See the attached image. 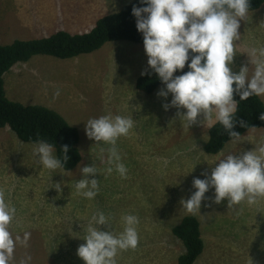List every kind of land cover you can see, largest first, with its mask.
I'll use <instances>...</instances> for the list:
<instances>
[{"label":"rangeland","instance_id":"obj_1","mask_svg":"<svg viewBox=\"0 0 264 264\" xmlns=\"http://www.w3.org/2000/svg\"><path fill=\"white\" fill-rule=\"evenodd\" d=\"M132 1L0 0V43L48 36L58 30L87 32L100 17ZM261 21L264 4L240 22L233 71L245 65L251 74L247 54L264 46ZM145 66L142 43L113 41L69 59L36 55L4 75L9 99L53 108L78 129L79 164H94L99 184L93 199L77 195L73 184L80 179L78 167L56 172L44 169L32 155V143L21 142L9 128H0V191L16 208L9 230L13 236L30 233L27 246L17 244L9 264H19L25 256H31L30 264H84L76 249L84 243L83 229L98 211L111 217L114 234L123 229V215L138 217V245L118 252L116 264H176L184 247L171 228L184 215L199 219L205 240V250L195 264H264V198L252 206L242 202L228 208L226 200L211 202L210 189L205 193L209 199L202 201L201 214H190L179 203L195 191L193 178L203 179V172L210 174L213 162L221 155L248 151L264 142V128L250 129L239 142H228L218 155L207 154L203 149L207 121L188 127L176 115L177 109L165 111L162 104L171 95L167 99L156 95L164 85L149 94L137 90L135 83L148 68ZM57 89L60 94L54 97ZM106 114L134 120L129 134L117 140L127 168L125 178L114 170L106 171L108 146L88 139L84 132L89 118ZM61 181L65 183L58 195L51 187ZM100 228L110 230V226Z\"/></svg>","mask_w":264,"mask_h":264},{"label":"clouds","instance_id":"obj_2","mask_svg":"<svg viewBox=\"0 0 264 264\" xmlns=\"http://www.w3.org/2000/svg\"><path fill=\"white\" fill-rule=\"evenodd\" d=\"M250 3L251 0H138L141 6L133 5L131 9L135 27L142 35L147 57L145 67L150 68L161 85H164L156 95L165 99L171 95V99L162 104L163 109H177L176 115L188 127L207 121L209 131L216 122L233 142H239L241 138V134L233 130L238 122L234 93L239 96L240 101L251 96L264 97V46L253 48L247 54L252 66L251 74L249 67L245 65H241L238 71L232 70L234 42L241 37L238 29L240 22L248 19ZM260 24L264 26V21ZM186 62L188 70L182 71ZM177 72L180 74L174 75ZM145 74V71L141 72L142 76ZM59 94L60 90L57 89L53 95L55 97ZM181 109L184 111L181 112ZM201 116L203 120L198 121ZM258 119L264 121V111L260 112ZM239 124L247 129L257 128L247 125L243 120H239ZM133 127L134 120L131 117L119 114L89 118L84 123L88 139L108 146L106 171L112 173L114 170L121 178L126 177L127 168L118 151L117 140L127 136ZM32 144V155L44 169L53 172L63 170L70 159L67 145L60 147L61 155L57 156L54 146L44 139L37 138ZM101 151L104 152L105 149L102 148ZM101 162H105L103 158ZM213 164L215 166L211 167L210 174H201L203 179L193 178L191 187L195 191L187 199L181 198L180 206L186 212L201 214L202 201L209 199L205 193L210 189L211 202L220 204L226 200L228 208L242 202L252 206L264 198V142L248 151L223 154ZM77 167L80 179L74 181L75 192L91 200L99 191L98 179L95 178L97 168L92 163L82 167L77 164ZM64 183H53L51 188L59 195ZM15 215V206L7 202L0 191V264H9L17 244L26 247L30 237L28 232H24L23 236H13L10 232L9 225ZM121 219L123 229L114 234L109 215L98 211L91 216L83 229L81 239L84 243L76 249V255L84 264H116L118 252L137 247L138 217L125 214ZM102 225L106 228L110 226V230H101ZM172 229L173 227L171 233ZM174 238L177 239L175 236ZM177 240L181 242L180 239ZM181 244L184 247L182 242ZM30 261L31 256H25L19 264H30Z\"/></svg>","mask_w":264,"mask_h":264},{"label":"trees","instance_id":"obj_3","mask_svg":"<svg viewBox=\"0 0 264 264\" xmlns=\"http://www.w3.org/2000/svg\"><path fill=\"white\" fill-rule=\"evenodd\" d=\"M264 0H251L250 11L260 9ZM133 5L141 6L138 0L121 9L100 17L93 28L87 32L71 33L58 30L48 36L32 38L29 40L15 39L11 43H0V128L8 127L16 137L26 143H33L37 138L51 143L57 156L61 155L60 147L69 148V161L64 165L65 171L76 169L82 160L79 149L80 134L76 127L56 110L43 104H23L11 100L6 95L4 75L15 64L27 62L36 55H49L60 59H69L81 54H88L99 50L107 42L130 41L142 43V35L135 27V18L131 14ZM187 62L182 71H187ZM147 74L140 75L136 82L138 90L152 93L162 83L150 68ZM180 72L174 73L179 75ZM237 101V123L234 131L245 134L252 128L241 127L239 120L249 126L264 128V121L258 119L260 112L264 111V101L261 97L251 96ZM208 139L204 144V151L210 155L219 154L225 145L231 141L221 125L214 123L208 131ZM200 221L194 215L183 216L176 224L172 233L180 239L185 251L178 257V264H193L204 250V240L200 230Z\"/></svg>","mask_w":264,"mask_h":264},{"label":"bare ground","instance_id":"obj_4","mask_svg":"<svg viewBox=\"0 0 264 264\" xmlns=\"http://www.w3.org/2000/svg\"><path fill=\"white\" fill-rule=\"evenodd\" d=\"M75 92V91H74Z\"/></svg>","mask_w":264,"mask_h":264}]
</instances>
